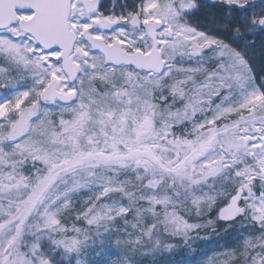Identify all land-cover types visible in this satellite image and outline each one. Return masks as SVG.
<instances>
[{
  "label": "snow or ice",
  "instance_id": "obj_1",
  "mask_svg": "<svg viewBox=\"0 0 264 264\" xmlns=\"http://www.w3.org/2000/svg\"><path fill=\"white\" fill-rule=\"evenodd\" d=\"M0 264H264V0H0Z\"/></svg>",
  "mask_w": 264,
  "mask_h": 264
},
{
  "label": "rangeland",
  "instance_id": "obj_2",
  "mask_svg": "<svg viewBox=\"0 0 264 264\" xmlns=\"http://www.w3.org/2000/svg\"><path fill=\"white\" fill-rule=\"evenodd\" d=\"M201 247H203V245H201Z\"/></svg>",
  "mask_w": 264,
  "mask_h": 264
}]
</instances>
